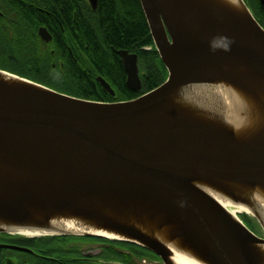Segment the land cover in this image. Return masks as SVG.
Wrapping results in <instances>:
<instances>
[{"label": "water", "instance_id": "obj_1", "mask_svg": "<svg viewBox=\"0 0 264 264\" xmlns=\"http://www.w3.org/2000/svg\"><path fill=\"white\" fill-rule=\"evenodd\" d=\"M88 1L93 7L98 2ZM140 3L153 40L148 48L156 49L168 76L133 99L79 98L0 68V234L104 237L173 264L169 249L134 224L139 217L162 216L209 264H264L258 248L264 234L235 220L197 185L264 188V28L244 0L241 11L217 0ZM40 35L49 40L43 30ZM116 52L127 86L139 91L137 54ZM97 80L115 94L105 78ZM214 82L249 97L260 112L258 123L241 132L222 115L184 100L186 87ZM57 213L118 235L50 231ZM255 219L264 231V220ZM14 228L42 232L25 235ZM2 248L35 253L17 244L0 243Z\"/></svg>", "mask_w": 264, "mask_h": 264}, {"label": "trees", "instance_id": "obj_2", "mask_svg": "<svg viewBox=\"0 0 264 264\" xmlns=\"http://www.w3.org/2000/svg\"><path fill=\"white\" fill-rule=\"evenodd\" d=\"M85 2L84 19L78 11L74 17L73 9L76 7L73 8L72 0H57L52 6V11L64 26V31L60 26H54L56 58L62 59L63 68L57 63L54 69L49 50L38 48L35 53L26 39L15 49L0 41V68L59 92L89 100L112 102L133 99L162 84L168 76L165 65L155 48H143L152 46L153 40L140 0H101L98 12L92 11ZM119 49L139 53L142 87L137 92L126 84V73L116 52ZM98 76L110 83L114 96L103 90ZM5 236L16 243L32 244L36 251L44 249L45 253L60 257L63 264H139L140 259L148 254L160 261L154 253L139 245L104 237H84L101 242V252L90 255L70 246L71 249L64 250L57 245H67L74 236Z\"/></svg>", "mask_w": 264, "mask_h": 264}, {"label": "bare ground", "instance_id": "obj_3", "mask_svg": "<svg viewBox=\"0 0 264 264\" xmlns=\"http://www.w3.org/2000/svg\"><path fill=\"white\" fill-rule=\"evenodd\" d=\"M217 4L230 6V8L235 10L241 11L242 9L239 0H217ZM183 98L184 100H191L198 106L209 108L214 114L222 115L229 123L235 125L238 130H241V132L258 123L260 112L257 109H254V111L253 107L255 105L252 100L232 84L225 82L192 84L186 87ZM222 183L220 185L211 181H200L197 185L213 197L235 220L242 221L241 216L243 214L253 215L256 218L264 220V188L250 187L244 192L238 185L228 182ZM224 188L237 193L245 199L252 200L254 206L251 207L234 199L224 191ZM112 204L115 205L113 207L117 211H124L120 201H117V203L112 201ZM124 207L126 209L130 208L129 205H125ZM163 220L162 216L154 217L150 220L145 216L144 219L139 217L138 220L134 221V224L169 249L170 259L173 264H209L201 255L185 243L184 238L178 237L174 233V226L165 225ZM51 226L53 229L50 231L94 232L102 233L109 237L118 235L110 231L100 230L93 222L80 217H74L70 213L54 214ZM13 230L25 235H35L42 232L23 228H14ZM258 248L264 253V244L259 245Z\"/></svg>", "mask_w": 264, "mask_h": 264}, {"label": "flooded vegetation", "instance_id": "obj_4", "mask_svg": "<svg viewBox=\"0 0 264 264\" xmlns=\"http://www.w3.org/2000/svg\"><path fill=\"white\" fill-rule=\"evenodd\" d=\"M72 1L74 2L73 8L76 7V10L73 9L74 17L76 16L78 11L80 17L84 19L86 17L85 0H72ZM55 2H57V0H0V41H2V43H6L8 48L15 49L16 47L20 46L22 40L26 39V41L30 42V43L28 42L27 45H30L32 51H35V53H37L38 48L48 49L53 57L52 66L56 68L57 63H59L60 66L63 68L64 66L62 59L56 58L57 45L55 43L54 26L55 27L60 26L62 31H64V26L60 22V19L52 11V6L55 5L54 4ZM100 2L101 0H98L97 5L93 7L90 4V2L87 0L88 7L94 12L99 11ZM244 2L250 8L255 19L264 28V0H244ZM41 30H43L46 36L48 35L49 40H44L43 38H41L40 35ZM148 47L149 46H144L143 48L145 50H151ZM129 52L136 53L138 56L139 75L141 78L139 53L136 51H129ZM141 82H142V78H141ZM5 235L6 234H0V243L26 246L32 249L35 253L32 254V253L13 250L9 248H2L0 249V264H39V262L41 261H46L55 264L64 263L61 262L60 257L45 253L46 251L44 249H40V251H36L32 244L16 243L7 239ZM56 237L64 238V236L63 237L56 236ZM74 238H76V236ZM61 240L66 241L65 239H61ZM57 245H60V247H64V250H69L73 248V247L71 248L68 247L69 245L64 246L62 245V243H57ZM58 249L60 248L58 247ZM13 251L19 252L20 254L26 257L22 258V256H20L16 259L11 255V252ZM57 253H60V251H57ZM83 254H88V253H83ZM156 261L158 260L152 259V255L148 254L147 256L140 259L139 262L141 263L139 264H151L152 262H156Z\"/></svg>", "mask_w": 264, "mask_h": 264}, {"label": "rangeland", "instance_id": "obj_5", "mask_svg": "<svg viewBox=\"0 0 264 264\" xmlns=\"http://www.w3.org/2000/svg\"><path fill=\"white\" fill-rule=\"evenodd\" d=\"M53 68L55 69V67H53ZM241 218L246 223V225L251 230H253L254 232H256L258 235L262 236L264 234L263 228L261 227V225L259 224V222L255 219V217H253V215H248L247 214V216H246L245 214H243L241 216ZM68 245L70 247H73V248L77 249L82 254L83 253H88V254L97 255L102 250V246H101V242L100 241L84 239V237H82V236H80V237L77 236L76 238H74V237L71 238L70 241H68L67 245H64V246H68ZM6 253H9V252H6ZM11 255L13 257H15L16 259L18 257H20V256H22V258H25L26 257V256H23L22 254H20L19 252H15V251L11 252ZM139 263H141V262H139ZM151 264H163V262L160 260V261L152 262Z\"/></svg>", "mask_w": 264, "mask_h": 264}]
</instances>
